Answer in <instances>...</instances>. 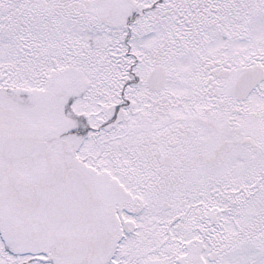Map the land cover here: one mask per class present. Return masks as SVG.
Instances as JSON below:
<instances>
[{
	"label": "rangeland",
	"instance_id": "rangeland-1",
	"mask_svg": "<svg viewBox=\"0 0 264 264\" xmlns=\"http://www.w3.org/2000/svg\"><path fill=\"white\" fill-rule=\"evenodd\" d=\"M68 1L26 0L4 6L2 86L10 82L23 99L27 96L20 93L40 92L45 118H71L69 113L77 108L87 114V122L97 124L102 101L111 109L120 106L130 123L145 122L146 129L150 122L164 126L151 137L141 131L128 135L119 141L125 146L114 150L115 156L98 159L111 171H128L140 180L151 143L160 139L162 153L181 150L189 156L200 150L203 138L214 134L204 120L212 125L217 121L224 132L236 126L241 141L220 165L186 173L178 167L176 175L162 167L157 191L141 195L135 231L113 239L108 248L99 244L93 249L94 244L53 260L44 254V263L17 259L0 248V264H77L84 256L90 258L86 264H264V224L256 223L264 217V81L238 99L227 79L214 75L228 69L233 76L247 60L264 66V0H258L251 22L245 2L255 5L256 0H230L229 5L223 0H112L117 8L109 15L101 9L110 0H79L83 9L74 13L69 7L78 9L79 4ZM84 3H92L93 9ZM158 59L167 67V77L160 92H150L143 78ZM43 86L49 93L38 90ZM61 86L70 97L53 109L50 92L62 91ZM150 95L166 99L151 106ZM24 102L32 105L29 110L37 103L34 98ZM166 124L176 125L174 131ZM114 133L112 128L109 139ZM172 138L176 143L169 148ZM163 202L172 206L164 208Z\"/></svg>",
	"mask_w": 264,
	"mask_h": 264
},
{
	"label": "flooded vegetation",
	"instance_id": "flooded-vegetation-1",
	"mask_svg": "<svg viewBox=\"0 0 264 264\" xmlns=\"http://www.w3.org/2000/svg\"><path fill=\"white\" fill-rule=\"evenodd\" d=\"M28 1L33 2V0ZM72 1L79 3V7H83V4L78 0H69L68 2ZM118 1L113 0L115 3ZM223 1L228 5L231 3L230 0ZM113 2L110 0L101 9L105 15H109L112 9L117 8V5ZM256 2L255 5L245 2L248 11H250L249 22L253 20L258 11V0ZM18 3L21 5L22 3L26 4V0H19V2L17 0H0V15L5 10V5L9 8V5H18ZM262 3H260L259 8ZM84 4L89 6L91 10L93 9L92 3ZM208 4L210 5L209 2ZM208 8L220 11V13L223 12V8L220 6ZM158 10L160 12L161 9L158 8ZM200 11L204 15L208 13L203 8ZM1 22L3 21L0 20ZM6 29L8 28L6 27ZM250 31L253 30L251 29ZM208 33L219 34V32ZM202 47H204L203 44ZM254 68H261L264 72V66L247 60L233 76L228 69L219 70L220 72L217 71L214 75L226 78L228 86L239 99L235 90L236 83L241 74ZM156 72L162 73L164 78L167 77V67L163 65V61L160 59L152 65L147 75L143 78V83L150 92L161 91V87L156 88L153 83V77ZM9 79L11 78L9 77ZM43 81L44 79L40 83ZM263 81L264 77L260 83L253 87L252 91ZM104 82H107V80L104 79ZM61 88L63 89L62 91L55 90L50 92L52 98L50 103L53 109H56L62 101H68L70 97L66 96V88L63 86ZM15 89L16 87L11 85L10 82L4 83V86L0 85V143L7 144L15 141H37L43 145L44 142L46 143L45 147L29 151L28 154L26 152V155L21 153L0 155V248L17 259L25 257V260L29 259L30 261L44 263V254H47L50 259L51 256L54 258L58 255L68 258L80 253L82 248L90 247V245L95 244L93 249L99 244H103L108 248L107 244L113 239L117 242L122 235L135 231L137 227L135 218L139 213L138 205H140L139 209H142L143 206L141 195L144 191H147L149 195L157 191L156 185L159 182L156 181V178L162 173V167L167 169L168 174L176 175L181 169H184L183 173H186L191 170H198L202 165L204 167L213 164L220 165L227 157V153L231 149L236 148L239 145V141H241L242 132L236 126L230 127L224 132L225 127L218 125L217 121L214 122L215 125H212L204 120V125L210 127L214 133H210L209 137L205 138H208L210 143H218L217 145L208 144V139L203 138L200 150L195 153H189V156H183L188 153L181 150H169L170 152L162 153L159 150V139L156 144L151 143L150 154L144 159L146 167L145 169L140 167L141 170L145 171L143 172L142 180H140L137 174L128 171H121L122 173L120 174L117 171H111V169L101 165L102 161L98 163V159H110L111 156H115L114 150H122L124 148L125 145L119 143V141L126 136L141 131L150 133L149 137H151L155 131L164 126H153V123L150 122L148 129H146V124L143 121V123H139V121L134 120V122L130 123L129 117L124 115L125 112L123 110L111 109L108 103L101 106V110L97 114L95 113L102 116H99L97 124H93L90 121L87 122L84 117L87 114L80 113V111L77 112L79 110L77 108L70 116L71 118H68L65 114L62 117L55 114L56 116L45 118L44 100L40 98L37 92L20 93V95L27 96L23 99L21 96L16 95ZM46 91L49 92L48 89H45L42 93ZM103 97H106V95ZM29 98L31 100L34 98L37 101L36 106H34L36 108L33 107L29 110L32 105H27L24 102L25 100L29 101ZM149 99L150 105L156 106L160 104V100L164 101L166 97L153 99L150 95ZM47 101L49 102L50 100ZM74 102H76V99ZM74 102L72 103L73 105ZM38 107H41L39 108L41 109V114L36 115L34 112L38 110ZM166 126H172L171 130L173 131L176 127V125L167 124ZM112 128L115 131L114 137L109 139V133ZM175 139L169 140L172 142L169 148L176 143ZM217 140H220V142ZM89 141L93 143V146L88 145ZM109 142L111 144L107 146L108 149L107 147L104 149ZM154 150L157 152H154ZM104 152H106V155H103ZM71 169L79 171L87 182L89 194L86 219L92 230L90 232H77L73 235L72 240L76 249L75 252L57 254L52 248V244L56 242L53 233L44 223L32 218L30 214L37 206L35 197L36 186L50 183L53 180H60ZM239 175L243 178L245 176ZM245 177L249 179V176ZM167 206L170 207L172 204L163 202V207L169 208ZM93 230L95 231L92 232ZM87 259L90 258L84 256L77 261V264H86Z\"/></svg>",
	"mask_w": 264,
	"mask_h": 264
},
{
	"label": "water",
	"instance_id": "water-1",
	"mask_svg": "<svg viewBox=\"0 0 264 264\" xmlns=\"http://www.w3.org/2000/svg\"><path fill=\"white\" fill-rule=\"evenodd\" d=\"M262 76L259 70L244 73L236 84L235 90L238 96L243 98ZM160 84L161 80L158 85ZM39 146L40 144L24 142L0 144V154H13ZM87 193V185L76 171H70L59 182L53 181L52 184L36 187L38 206L31 216L44 221L54 232L59 241L56 245V250L59 252L72 251L70 238L74 232L88 231L85 219Z\"/></svg>",
	"mask_w": 264,
	"mask_h": 264
},
{
	"label": "trees",
	"instance_id": "trees-1",
	"mask_svg": "<svg viewBox=\"0 0 264 264\" xmlns=\"http://www.w3.org/2000/svg\"><path fill=\"white\" fill-rule=\"evenodd\" d=\"M256 223L258 224H264V217L263 216H261V218L260 219H258V218H256Z\"/></svg>",
	"mask_w": 264,
	"mask_h": 264
}]
</instances>
